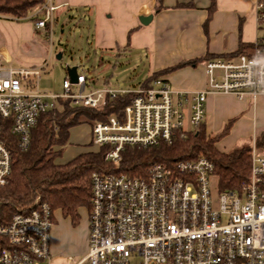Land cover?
Here are the masks:
<instances>
[{
  "label": "built area",
  "instance_id": "obj_1",
  "mask_svg": "<svg viewBox=\"0 0 264 264\" xmlns=\"http://www.w3.org/2000/svg\"><path fill=\"white\" fill-rule=\"evenodd\" d=\"M56 9L52 0H46L32 13L40 16L36 26L47 31L51 50ZM257 9L264 25V2H258ZM46 63L0 64V187L8 184L12 170L3 125L27 151L33 129L59 98L98 108L131 92L86 91L88 78L79 72L76 83L70 76L64 80L61 94L42 91L39 82ZM206 70L204 89L174 88L159 77L150 87L133 91L122 116L111 114L92 125L94 151L105 148L106 161L115 167L92 174L88 251L78 261L67 257L65 264H130L133 256L140 264H264V153L256 141L249 177L236 190L219 189L215 164L205 156L155 162L140 176L116 169L127 146L171 144L179 131L186 135L201 127L209 92L239 98L264 94V37L258 38L252 54L208 60ZM54 212L37 197L33 207L18 211L8 225L0 226L4 239L0 264H53Z\"/></svg>",
  "mask_w": 264,
  "mask_h": 264
},
{
  "label": "crops",
  "instance_id": "obj_2",
  "mask_svg": "<svg viewBox=\"0 0 264 264\" xmlns=\"http://www.w3.org/2000/svg\"><path fill=\"white\" fill-rule=\"evenodd\" d=\"M260 1L264 2L52 0L60 16L81 17L80 21L88 27L91 33L89 37L92 35V45L97 52L113 53L120 57L127 53L135 63L136 60L143 63L146 57L148 76L145 80L159 70L197 59L196 63L160 76L172 87L186 90L207 87L208 60L230 59L240 50L247 53L251 51V46H255L258 38L262 37L257 9ZM148 15H152L151 21L142 24L140 17ZM40 36L46 41L47 31L38 28L34 22L0 16V62L13 67L42 66L45 62L47 65L54 52L47 48ZM143 85L141 83L137 88L121 90L147 88ZM248 100H264V94L256 98H239L233 94L209 92L204 131L209 135L221 133L225 124L240 110L235 105ZM233 149V143H226V147L220 151L229 152ZM57 211L62 220L60 224H73L71 217L64 216L60 209ZM57 231L55 237L59 235L60 230ZM60 249L57 243L51 244L52 252H60Z\"/></svg>",
  "mask_w": 264,
  "mask_h": 264
},
{
  "label": "trees",
  "instance_id": "obj_3",
  "mask_svg": "<svg viewBox=\"0 0 264 264\" xmlns=\"http://www.w3.org/2000/svg\"><path fill=\"white\" fill-rule=\"evenodd\" d=\"M45 2L46 0H0V16L19 21L30 20L36 24L40 16L34 17L32 13ZM259 22L263 28L262 18H259ZM253 49L254 46H251L249 53L240 50L236 55L252 54ZM197 61L189 60L159 70L143 81V87H150L161 75ZM134 96L133 91L117 95L98 108L75 105L69 98H59L57 106L44 113L33 129L31 145L27 151L19 148L9 126L3 125L2 136L11 151L12 170L8 184L0 187V226L8 225L18 211L33 207L37 197L49 203L52 210L60 209L64 216L71 217L72 222L77 223L80 219L79 209L91 203L92 174L111 169L115 165L106 161L105 148L83 152L66 163H57L56 160L62 154L73 127L105 121L111 114L122 116L124 108ZM232 123L233 121H229L226 124L221 135L229 131ZM203 126L202 124L186 135L179 131L171 144L161 142L149 147L127 146L116 169L120 173L140 176L155 162L174 163L179 159L205 156L215 164L220 190L239 189L249 177L251 146L244 145L222 152L216 147L218 135L208 136ZM257 141L264 143V139ZM3 242L4 239L0 236V243Z\"/></svg>",
  "mask_w": 264,
  "mask_h": 264
},
{
  "label": "rangeland",
  "instance_id": "obj_4",
  "mask_svg": "<svg viewBox=\"0 0 264 264\" xmlns=\"http://www.w3.org/2000/svg\"><path fill=\"white\" fill-rule=\"evenodd\" d=\"M80 20L79 16L70 18L60 16L57 11L55 12L52 37L54 53L42 70L40 89L51 94H61L64 91V80L69 77V67H77L79 73H84L87 76L86 91L109 87L118 90L139 87L148 76V70L145 68L146 57H144L143 63L136 60L137 66L127 53L120 57L113 53L97 52L92 45V35L89 37L91 33H89L88 27L84 26ZM261 31V36L264 37V27L261 28ZM40 39L50 49L49 36L46 41L41 36ZM59 54L61 58L58 57ZM0 64L8 66L5 62H0ZM73 88L76 89V85ZM235 106L240 110L229 120L233 123L227 133L221 135L223 128L221 133L206 134L208 136L218 135L216 143L219 150L224 149L226 143H233L236 148L244 145L252 146L256 141L259 151L264 153V143L261 144L257 141V139H264V100L256 102L248 100ZM187 127H189L188 123ZM96 149L97 147L92 143L91 124L83 123L70 130L69 140L56 161L57 163H66L83 152ZM87 209L88 206L79 209L80 219L77 223L72 222L73 224H60L62 222L60 212L57 211L58 209L55 210L51 244L57 243L61 249L60 252L51 251L53 264H58V261H60L59 264H65V260L69 256L78 261L87 253L89 240ZM56 218H58V224H56ZM57 230L60 232L55 237V234L58 233ZM130 264H140V259L133 256L130 259Z\"/></svg>",
  "mask_w": 264,
  "mask_h": 264
},
{
  "label": "water",
  "instance_id": "obj_5",
  "mask_svg": "<svg viewBox=\"0 0 264 264\" xmlns=\"http://www.w3.org/2000/svg\"><path fill=\"white\" fill-rule=\"evenodd\" d=\"M152 19V15H148V16H141L140 17V21L142 22V24H149V22ZM59 58H61V55L58 56ZM68 74L71 78V81L73 83H76L78 81V70L77 67H69L68 68Z\"/></svg>",
  "mask_w": 264,
  "mask_h": 264
}]
</instances>
